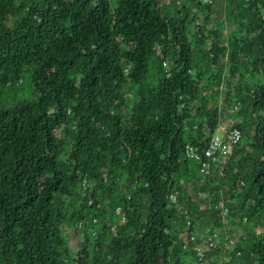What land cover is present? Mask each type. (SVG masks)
<instances>
[{
  "label": "trees",
  "instance_id": "1",
  "mask_svg": "<svg viewBox=\"0 0 264 264\" xmlns=\"http://www.w3.org/2000/svg\"><path fill=\"white\" fill-rule=\"evenodd\" d=\"M263 10L0 0V264H264ZM233 96L223 135L242 138L203 179L186 144L205 147Z\"/></svg>",
  "mask_w": 264,
  "mask_h": 264
},
{
  "label": "built area",
  "instance_id": "2",
  "mask_svg": "<svg viewBox=\"0 0 264 264\" xmlns=\"http://www.w3.org/2000/svg\"><path fill=\"white\" fill-rule=\"evenodd\" d=\"M205 4H211L214 0H201ZM264 18V10L262 11ZM166 64V62H164ZM242 138L241 130L238 128L232 129L228 137L225 138L224 135H220L218 132L213 134L205 147L200 148L192 143L186 144V153L188 157L194 158L200 161V173L206 174L214 166V163L219 161H225L227 157L231 154L232 146L240 141ZM121 212V209H118ZM218 233L214 232L213 236H217ZM206 242V246L200 244L197 246L196 251L199 259H203L207 248H211L214 245V239L211 236L203 238ZM236 242L235 238L230 239V244ZM229 244V243H227Z\"/></svg>",
  "mask_w": 264,
  "mask_h": 264
},
{
  "label": "rangeland",
  "instance_id": "3",
  "mask_svg": "<svg viewBox=\"0 0 264 264\" xmlns=\"http://www.w3.org/2000/svg\"><path fill=\"white\" fill-rule=\"evenodd\" d=\"M164 2H166V0H164ZM222 9H224V8H222ZM221 17H225L224 13L221 14ZM234 29H236V24L233 21L227 20V23L225 24V35L226 36L230 35ZM229 68H230V63L228 62L227 63V68H226V71H228L227 73H229ZM235 80L236 79H232V81H233L232 85L235 84V82H236ZM226 89H227V87L224 84H222V86H221V91L222 92L219 95V100H221L220 101L221 104H223L222 100H223V98L225 96ZM24 90H26L28 93L30 92V90H32L29 80L26 81V83L24 84ZM0 96L3 97V98H10L11 95L8 92H5L4 94L3 93L0 94ZM29 96H31V95H29ZM232 102H234L235 105L233 107H228L229 111H227V114L225 113V116H223L222 119H221L220 129L217 131L220 135H223L224 133H227V131H229L231 129V124L235 120V118H234L235 111L233 109H235L236 111L238 109H240L239 107H236V106H240V105H239V101H236L235 96H233ZM200 176L204 179V177L206 175L205 174H201ZM208 203H209V199L208 198H204L201 201V206L205 207L206 205H208ZM233 225L234 226H232L231 228H226V231H224L225 233H223L224 237L219 242L222 245V247H223L222 250L225 249V248H230L229 246H227L228 245L227 243H229V245H230V239L233 238L232 237L233 233L234 232L240 233L241 230H242L241 227L243 225H241L238 222V220L235 221V223ZM81 228H82L81 226H78L77 228L73 229V231H71V233L69 234L71 236V238L79 239L81 237V235L83 234L82 233L83 231L81 230ZM207 249H209V248H207ZM222 253L223 252H221V254ZM208 254H207V256H206V258H205V260L203 262L198 261V260H196L194 258H190L189 264H213L212 261L215 259V256H209L208 257ZM221 254L218 257V260L216 259L217 264H225L223 259H225V260L228 259L227 253L224 256L223 255L221 256Z\"/></svg>",
  "mask_w": 264,
  "mask_h": 264
},
{
  "label": "bare ground",
  "instance_id": "4",
  "mask_svg": "<svg viewBox=\"0 0 264 264\" xmlns=\"http://www.w3.org/2000/svg\"><path fill=\"white\" fill-rule=\"evenodd\" d=\"M26 2V1H25Z\"/></svg>",
  "mask_w": 264,
  "mask_h": 264
}]
</instances>
